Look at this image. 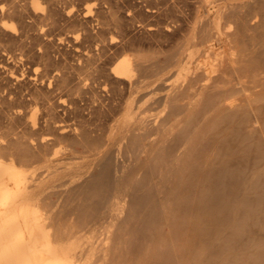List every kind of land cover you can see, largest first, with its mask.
<instances>
[{
	"label": "bare ground",
	"instance_id": "obj_1",
	"mask_svg": "<svg viewBox=\"0 0 264 264\" xmlns=\"http://www.w3.org/2000/svg\"><path fill=\"white\" fill-rule=\"evenodd\" d=\"M122 1L0 0V264H199L214 223L218 257L264 227V0Z\"/></svg>",
	"mask_w": 264,
	"mask_h": 264
},
{
	"label": "rangeland",
	"instance_id": "obj_2",
	"mask_svg": "<svg viewBox=\"0 0 264 264\" xmlns=\"http://www.w3.org/2000/svg\"><path fill=\"white\" fill-rule=\"evenodd\" d=\"M117 1V3L119 4V6H120V11H121V9L123 10V11H121L120 13H121V15H123V17H124V15H125V13H126V7L128 6V3L127 2H124V1H122V0H116ZM132 1H135V2H137V0H132ZM178 1V0H177ZM179 2H180V0H179ZM138 3V2H137ZM141 17V18H140ZM143 17V18H142ZM141 19V20H140ZM153 19V20H152ZM144 22H143V21ZM139 22V23H138ZM147 22H154V18L153 17H147L146 18V16H137L136 17V20H134L133 22H132V24L129 26V29H130V31H132L131 32V34L132 35H134L135 37H137V38H143V41L145 42V43H148V42H150V41H152L153 40V42L158 38V37H153V35H151V36H148V35H146V34H144V32L142 31V24H144V23H147ZM139 31V32H138ZM146 37V38H145ZM151 38V39H150ZM175 42V41H174ZM174 50V45H173V41H169V42H166V41H164L163 42V46H162V48H161V53H159V54H157V56H158V58L159 59H161V60H163V58H164V54H169V53H171L172 51ZM146 52H149L148 51V49H146ZM164 53V54H163ZM160 54H162V55H160ZM160 55V56H159ZM29 67V68H28ZM27 69H25L26 71H28L29 73L31 72V70H32V67L31 66H27L26 67ZM156 81H158V80H156ZM156 81H154V83L153 84H155L156 83ZM66 97V96H65ZM81 102H83V100L81 101ZM242 187H243V189H242ZM241 188V189H240ZM243 190H244V192H243ZM245 190H246V193H245ZM242 191V192H241ZM241 194H240V193ZM249 192H251L252 194H249ZM249 194V195H253V190H251V189H248V188H246L245 189V187L244 186H239V188H237V198H240L243 194ZM239 213V212H238ZM238 213L235 211V213H234V216H235V214H236V217H237V215H238ZM233 216V217H234ZM234 219V218H233ZM233 219H230V220H228V219H225L223 222H220V223H218L217 225H215V223H214V226L216 227V229H218V230H216L215 229V227H214V229L216 230V231H214L213 230V232H212V234L214 235L215 234V236H214V239H212V242H210L211 241V239H210V237L212 236V234L210 235V236H208L207 238H206V236L204 237L203 236V238L201 237V242L204 244V245H206V242L208 243V245L209 246H207L206 245V251L204 252V253H201V259H200V262H199V264H226V263H231V264H246V262H245V260H246V258H248V257H251V256H255L256 255V251H257V249H258V247H264V227L263 228H261L259 225L257 226V224L254 222V221H252V220H248V221H246V225L244 226V228L242 229V231H241V234L239 235V238L236 240V243H235V241H233L231 244H230V246H231V248H226V249H224L220 254H219V257H218V254H216L217 255V259L216 258H214V257H216V255H215V253L216 252H214L215 251V248L217 247V245L215 244L221 237V240H223L224 238H227V236L228 235H230L231 233H232V231L231 230H233L234 231V229H233V227L231 228V224H232V220ZM221 223H222V225H221ZM208 228H213V225H210ZM224 229V230H223ZM218 231V232H217ZM214 232H217V234L216 233H214ZM248 232V233H247ZM223 235V236H222ZM217 236V237H216ZM247 237V238H246ZM208 238L210 239V240H208ZM212 238H213V236H212ZM202 239H203V241H202ZM205 240V241H204ZM217 240V241H216ZM255 242H256V245L258 246L257 248H256V250H255V247H256V245H254L255 244ZM217 243H219V242H217ZM215 245H216V247H215ZM213 246H214V251H213V255L214 256H212V249H213ZM237 246V247H236ZM208 247L209 248H211V249H208ZM227 249H228V251H227ZM216 251H217V248H216ZM225 251V252H224ZM208 253V254H207ZM224 253V254H223ZM252 253V254H251ZM209 254H211V255H209ZM230 254V255H229ZM233 254H234V256H233ZM250 256H249V255ZM255 254V255H254ZM209 255V257H208V259H207V256ZM229 255V256H228ZM210 256H212V258L210 257ZM230 256H232L231 258H230ZM235 256H236V258H235ZM247 256V257H246ZM204 257H206V259H207V262L206 261H204ZM228 257V260L226 259ZM234 258V259H233ZM263 259H261L260 261H259V264H264V257H262ZM230 259L232 260V261H230ZM238 259V260H237ZM222 260V261H221ZM227 260V261H226ZM209 261V262H208ZM211 261H213L214 263H211ZM225 261V262H224ZM229 261V262H228ZM261 261H263V262H261ZM206 262V263H205ZM217 262V263H216ZM233 262V263H232ZM244 262V263H243Z\"/></svg>",
	"mask_w": 264,
	"mask_h": 264
},
{
	"label": "clouds",
	"instance_id": "obj_3",
	"mask_svg": "<svg viewBox=\"0 0 264 264\" xmlns=\"http://www.w3.org/2000/svg\"><path fill=\"white\" fill-rule=\"evenodd\" d=\"M73 11H74V9H73ZM69 15H71V13H69ZM4 27H5V28H8L9 30H11V31H13V32L16 31V28H15L14 25H11V26H10V25L5 24Z\"/></svg>",
	"mask_w": 264,
	"mask_h": 264
},
{
	"label": "snow or ice",
	"instance_id": "obj_4",
	"mask_svg": "<svg viewBox=\"0 0 264 264\" xmlns=\"http://www.w3.org/2000/svg\"><path fill=\"white\" fill-rule=\"evenodd\" d=\"M38 10H39V11H43V9H42V8H38ZM77 38H78V37H77Z\"/></svg>",
	"mask_w": 264,
	"mask_h": 264
}]
</instances>
